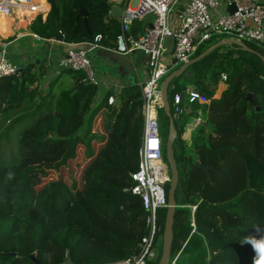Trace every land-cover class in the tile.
Wrapping results in <instances>:
<instances>
[{
  "label": "trees",
  "instance_id": "16d2710c",
  "mask_svg": "<svg viewBox=\"0 0 264 264\" xmlns=\"http://www.w3.org/2000/svg\"><path fill=\"white\" fill-rule=\"evenodd\" d=\"M47 1L50 10L45 20L38 15L31 22L33 32L42 37L59 33L68 42L89 40L100 32L102 44L115 45L119 21L108 9L89 13V31L82 15L76 18L79 5L89 7L97 0ZM8 27L1 16L3 35ZM222 36L212 35L192 57ZM33 63L0 77V264H61L65 257L72 264H102L134 254L148 214L131 190L143 131L140 85L126 86L108 103V91L98 99L96 84L83 80L85 71L63 68L65 75L47 79L45 89L47 67L35 70ZM188 69L191 77L199 75L194 80L200 87L193 86L209 97V102L191 105L202 111L206 107L211 129L203 135L200 126L193 149L183 152L175 123L180 115L174 118V143L181 147H174L179 177L170 256L179 253L178 264H264V62L252 51L223 44ZM222 71L227 86L214 97ZM177 91H171V107ZM249 92L252 99L246 98ZM158 114L167 162L169 120L162 106ZM101 116L102 127L95 130V118ZM222 117L229 122L222 126H232L230 130H218ZM78 143L87 157L79 179L70 167L69 181L60 172L36 183L33 174L48 171L40 163L23 165L24 159L53 158L62 152L47 164L61 169L74 157ZM194 159L210 165L208 174ZM161 208L162 239L166 206ZM161 246L162 240L158 258L148 264L157 263Z\"/></svg>",
  "mask_w": 264,
  "mask_h": 264
},
{
  "label": "built area",
  "instance_id": "2783aa9c",
  "mask_svg": "<svg viewBox=\"0 0 264 264\" xmlns=\"http://www.w3.org/2000/svg\"><path fill=\"white\" fill-rule=\"evenodd\" d=\"M121 6L119 29L115 35V45L110 47L117 52L131 55L136 51L146 54L145 72L139 81L142 100L143 131L139 147L137 168L131 172L135 181L131 190L141 197L143 208L147 210L146 232L141 236L139 249L132 255L102 264H148L158 258L154 246L159 227L158 210L167 205L165 183L170 179L167 162L162 154L158 110L162 106L160 81L180 63L188 61L199 44L215 34H226L239 40L264 42V0H108ZM234 3L235 11L229 12L228 5ZM177 3L176 11L172 12ZM46 0H0V14L18 17L28 22L38 15L44 16L50 10ZM109 13V11H108ZM110 14V13H109ZM152 15L143 30H134L133 24ZM14 32H10L9 35ZM32 35L39 36L32 32ZM173 36L170 49L165 39ZM8 35L4 36L6 38ZM0 37V77L17 73L20 65L10 61L7 56L8 41ZM102 34L97 32L92 39L77 42L65 41L69 48L58 59L61 68L85 71L84 81L97 83L88 51L95 47H108L101 42ZM245 42V41H244ZM220 80L226 81L227 73L222 71ZM114 95L107 96L108 103ZM194 101L209 102V97L196 87L187 89L183 96L173 95L171 114L173 119L182 112H191ZM203 121L201 114L192 117L191 122L198 125ZM191 125H186L183 135L190 136ZM192 210L196 205H190ZM194 225V222H191ZM177 253L170 256L168 264H178ZM61 264H72L68 257Z\"/></svg>",
  "mask_w": 264,
  "mask_h": 264
},
{
  "label": "crops",
  "instance_id": "0c3cea01",
  "mask_svg": "<svg viewBox=\"0 0 264 264\" xmlns=\"http://www.w3.org/2000/svg\"><path fill=\"white\" fill-rule=\"evenodd\" d=\"M46 15L41 16L42 20H45ZM8 17L6 18L9 21V27L6 29L5 32L6 35L8 36L4 39H9L10 36L17 33V36L24 37V41H22V43L19 45L17 49L19 55L17 54L16 51L11 50L7 58L10 61L20 65V69H21L24 64L29 63L30 61H34L35 59H37V61L38 60L40 61V59L37 58L38 57L37 52L38 50H40L42 51L43 58H48V65L46 69L44 83H46L47 79L56 77L57 74L61 73V75L64 76L65 74L64 72H62L63 68H61L58 65V59L60 56L65 54V52L69 48V45L66 42H64L62 37L61 38L58 37L57 34L50 37H42L40 35L36 37L32 35L33 30L30 27L31 22L33 20L31 22H28L22 18H18V17L8 18ZM149 20L150 19L147 16L145 17V19L135 22L133 24V29L140 31L143 30L144 26ZM14 29H18L17 32H14ZM11 31L14 33L9 36V33ZM34 39L42 40L41 43L42 45L38 48H35V43L33 42ZM11 40L13 39H10V42ZM11 44L14 43L11 42L8 45ZM88 55L90 57V60L94 57L100 59L99 61L101 66L97 68V71L93 70L94 76L98 80V82L96 83L98 89L97 91L98 99L102 98L105 92L107 91L109 94H112L114 96L119 95V93L122 92V90L126 86L135 83L139 84V81L144 76V72H145L144 63L147 56L141 51H136L131 55H125L123 53L115 51L114 49H111L108 46V47H95L88 51ZM91 64L93 68L92 61ZM47 85L48 83H46V86ZM42 87L44 86L42 85ZM224 88H225V83L221 81L219 78L213 96L214 97L219 96ZM217 90H218V95L216 96ZM184 93H186V91ZM189 107L191 108V104ZM203 113L204 112L201 110V108H198V113L196 115L201 114L202 116ZM191 119H189L188 122H191ZM191 128L193 127L191 126ZM191 128H190V132H191Z\"/></svg>",
  "mask_w": 264,
  "mask_h": 264
},
{
  "label": "rangeland",
  "instance_id": "374dc122",
  "mask_svg": "<svg viewBox=\"0 0 264 264\" xmlns=\"http://www.w3.org/2000/svg\"><path fill=\"white\" fill-rule=\"evenodd\" d=\"M177 3H175L172 7V12L174 13L177 9ZM3 15V14H2ZM8 17V16H7ZM152 17L151 14L148 15V18L150 19ZM9 18V17H8ZM11 19V18H10ZM12 28V26H11ZM18 29H14V32H17ZM215 35H219V34H215ZM226 34H224V36L222 37H225ZM6 35H3L1 32H0V37H4ZM10 36V35H9ZM10 39H13L11 40L12 43L14 44H11V45H7V52H6V56L8 57L9 55V52L12 50V51H16L17 52V49L19 47V45L22 43V41H24V37L23 36H17V33L16 34H13L12 36L9 37V39H2L4 41H8V44H10ZM245 43H247L250 47H252L253 49L257 50V49H262L264 51V42H257L255 40H244ZM35 43V48H38L40 47L42 44V40H38V39H34L33 41ZM206 44H208V41H204L203 43L199 44L198 47L199 48H202L203 46H205ZM227 44V43H225ZM223 45V44H222ZM228 47L229 46H234L235 47H238V46H235V44H227ZM1 44H0V48H1ZM208 47V46H207ZM206 47V48H207ZM227 47V46H226ZM204 48V49H206ZM203 49V50H204ZM37 50V49H36ZM202 50V51H203ZM234 50V49H233ZM258 51V50H257ZM22 52V51H21ZM236 53L234 54H237L238 53V50H235ZM17 54L19 55V53L17 52ZM37 55L40 59V61L38 62L37 59H35L33 62V67L35 70H40V69H45L48 65V58H43V55H42V51L38 50L37 52ZM251 56V55H250ZM100 59L97 58V57H94L91 59V61L93 62V70L94 71H97V68L100 67ZM206 63V61H203V62H200L197 64V66L193 67L192 68V72H196L197 68L203 66L204 64ZM182 63H180L181 65ZM211 65L207 66L205 69H208ZM213 67V66H212ZM212 67L210 68L212 70ZM188 68V67H187ZM196 69V70H195ZM173 70V69H172ZM208 73L210 74V71H208ZM167 75V74H166ZM199 75L197 74H194V76H190V77H186L185 75V72H183L181 75H178L175 77V80H173L169 87H168V99L171 103L172 99H171V91L173 89H179L180 91L181 90H184V91H187V89L190 87V86H193L194 84L197 86V88L200 87V85L198 84V82H196L194 79L197 78ZM165 77V75L162 77V79ZM161 79V80H162ZM161 82V81H160ZM225 83V87L227 86V82L226 81H223ZM47 83V81H46ZM46 83H42V85L44 86L45 89H48V85L46 86ZM46 86V87H45ZM54 89V87H52V90ZM218 95V90H217V93H216V96ZM191 112L188 113V112H183L180 114V118L179 119H175V123H176V127L178 129V135H180L183 139L182 141V150L183 152H186V151H189L193 149V146L195 144V141H196V138H197V132H198V128L200 126H203L204 128V131H203V135H206L207 132L211 129V125L210 123H208L206 121L207 119V111L205 110L206 107L204 106L203 107V114H202V117H203V123L202 125H196L195 127L191 128V132H190V136L189 137H185L183 135V130H182V123H184V121H188L189 119H191L193 116H195L197 113H198V108H194L192 105H191ZM102 112V111H100ZM223 118V121H220V124L219 126H222V123H229L227 122L228 119ZM159 123H160V116H159ZM94 129L95 130H98L102 127V116H101V120H99L98 118H95V121H94V125H93ZM218 128V127H217ZM164 133L165 131L164 130H161L160 132V136L161 138H163L164 136ZM177 137V136H176ZM204 139H205V136H203ZM94 145L98 146L99 143H94ZM174 147H176V150L178 151L180 149V145H178L177 142L174 143ZM4 148H7V147H4ZM97 149V147H96ZM62 152H60L57 156L53 157V158H47V157H41V156H37V157H34V158H28V159H24L23 161V165L26 166L30 163H40L42 164V167L44 170H47L48 173L47 174H44L43 171H38L37 173L33 174V179L35 180L36 183L39 182V180L42 178V180H46V179H49V178H56L59 173H63V176L65 177V179L67 181H69L70 179V176L68 174L69 172V168L70 167H73V174L74 176L76 177V179H79L80 177V171L85 163V161L87 160V157L85 156V150H84V147L81 143H78L76 145V148H75V152H74V157H72L69 162L63 167V168H59V169H56V168H53V167H48L47 164H53L55 161H57L60 157ZM164 158V157H163ZM165 189L168 190V182L165 183ZM162 208H160L158 210V217H157V223H158V227H159V230H158V233L156 235V239H155V242H154V246L157 250V252L159 251V244L161 242V235H160V225H161V210ZM154 261V260H153ZM150 262V261H149Z\"/></svg>",
  "mask_w": 264,
  "mask_h": 264
},
{
  "label": "water",
  "instance_id": "95a60500",
  "mask_svg": "<svg viewBox=\"0 0 264 264\" xmlns=\"http://www.w3.org/2000/svg\"><path fill=\"white\" fill-rule=\"evenodd\" d=\"M99 9H108L110 15L113 18L117 20L120 19L121 6L117 3H110L108 0H97L94 4H92L89 7L79 5V11L76 15V18H78L79 15H82L85 26L89 31L88 15L90 12L94 10H99ZM227 9L229 12H233L235 11L236 6L232 2L228 5ZM57 36L60 38L62 37V35L59 33L57 34ZM172 42H173V36L172 35L167 36L165 39V44L167 46V49H170ZM225 43L235 44L239 47L252 51L256 53L257 55H259V57L264 62V54L253 49L244 41L236 39L234 37H222L219 40L211 43L206 49L198 53L196 56L191 57L188 61L182 63L175 69L171 70L169 73H167V75H165V77L160 82L162 109L164 113L167 115L168 120H169V130H168L167 138L165 141V154H166L167 164L169 167L170 179H169V186L167 190V205H166V213H165V219H164V227H163V232H162V246H161L160 256L156 264H168L170 260L171 246H172V240H173L174 212H175V207L177 205L175 190H176V186L178 183V177H179L178 164H177V161L174 155V140L177 136V129L174 125V119L171 114L170 101L168 99V85L173 78H175L178 75H181L183 72H185L186 77H190L192 74L190 72V69H188L187 67L191 63L202 58L206 53H208L215 47L225 44ZM179 94L183 96L184 92L179 91ZM246 98L252 99V93L249 92ZM187 124L191 125L192 127H195L193 122H188ZM231 128L232 126H218L219 131H227V130H230ZM193 163L201 167L208 174L209 167H210L209 164L202 163L198 159H194ZM37 263H39L38 260H37Z\"/></svg>",
  "mask_w": 264,
  "mask_h": 264
},
{
  "label": "bare ground",
  "instance_id": "6f19581e",
  "mask_svg": "<svg viewBox=\"0 0 264 264\" xmlns=\"http://www.w3.org/2000/svg\"><path fill=\"white\" fill-rule=\"evenodd\" d=\"M1 16H5V17H7L6 15H1ZM1 16H0V17H1Z\"/></svg>",
  "mask_w": 264,
  "mask_h": 264
}]
</instances>
